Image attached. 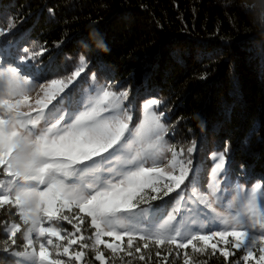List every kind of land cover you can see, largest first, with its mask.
Wrapping results in <instances>:
<instances>
[{
	"label": "snow or ice",
	"instance_id": "snow-or-ice-1",
	"mask_svg": "<svg viewBox=\"0 0 264 264\" xmlns=\"http://www.w3.org/2000/svg\"><path fill=\"white\" fill-rule=\"evenodd\" d=\"M22 52L28 49L10 46L7 41L0 44V169L9 178L6 183L0 182V208L14 207L19 220L10 227L6 225V235L11 239L3 241L0 252L19 258L16 264H87L84 250H90L99 264H110L105 251L110 250L114 258L119 246L105 237H127L126 255L140 261H145L141 247L150 255V245L156 246L157 257L161 256L160 246H165L168 255L173 248L184 250L189 246L194 253H204L209 241L215 239L212 255L218 251L217 244L224 243L219 254L225 261L235 256L236 250H242V256L233 264H264V195L257 202L260 183L250 190L236 183L235 200L228 202L229 210L233 202L236 204L235 212L229 211L231 222L217 212L216 205L229 191L227 186L220 188L217 175L223 172L224 179L230 181L232 174L230 165L225 169V152L213 155L219 162L212 169L209 191L200 192L197 185L203 174L186 166L192 160L185 163L180 158L183 148L176 150L165 140L168 128L161 122L163 113L150 112L153 119L146 127L147 147L129 151L142 132L129 128L131 109L124 106L127 91L110 92L106 86H96L94 77L88 89L83 88V81L73 84L81 77L82 66L68 78V83L59 79H52L50 85L35 83L46 80L48 73L28 62ZM68 84L73 86L68 88ZM33 92L38 97L34 103L29 99ZM158 104L157 99H148L144 107L151 110ZM24 131L35 136V144L31 159L24 165L22 180L17 149ZM143 143L145 140H141ZM196 147L193 141L187 152L193 153ZM168 153L171 159L165 165ZM240 170L244 173V165ZM185 180L189 183L181 188ZM189 186L191 191L185 196ZM177 189V196L172 197ZM209 196L214 199L210 201ZM173 199L176 203L169 212ZM157 200L163 203L153 206ZM201 203L205 209L199 207ZM142 204L149 207H140ZM85 220L93 231L87 240L81 233ZM144 221L150 228L140 227ZM62 222L74 231L61 236ZM18 233L26 241L22 251L13 249ZM51 237L66 243L54 244ZM137 239L142 243L133 247ZM76 244L81 250L70 251ZM165 260L167 255L161 264ZM183 264H195L187 252L183 253Z\"/></svg>",
	"mask_w": 264,
	"mask_h": 264
},
{
	"label": "trees",
	"instance_id": "trees-1",
	"mask_svg": "<svg viewBox=\"0 0 264 264\" xmlns=\"http://www.w3.org/2000/svg\"><path fill=\"white\" fill-rule=\"evenodd\" d=\"M250 14L240 0H0V44L28 49L22 55L48 73L46 80L35 82L68 83L82 66L73 84L83 81L88 89L94 77L115 92L127 91L137 115L147 98L157 99L174 148H183L180 158L192 160L186 166L203 174L201 184L219 162L213 155L221 152L231 175L253 181L264 179V29L252 24ZM193 141L196 150L188 153ZM4 176L0 169V182ZM190 191L191 186L185 196ZM13 222H19L17 210L0 208V245L11 239L6 225ZM89 226L85 220L81 231L91 235ZM62 228L74 231L67 222ZM23 244L18 233L13 249ZM150 249V255L141 250L145 261L127 258L132 264H161L167 255L163 264H183L187 252L195 264H233L242 256L236 252L225 261L219 248L211 254V246L204 253L192 252L191 246L173 248L171 255L160 246V257L156 246ZM106 257L111 264V256ZM16 260L0 252V264ZM84 261L99 264L89 251Z\"/></svg>",
	"mask_w": 264,
	"mask_h": 264
},
{
	"label": "rangeland",
	"instance_id": "rangeland-1",
	"mask_svg": "<svg viewBox=\"0 0 264 264\" xmlns=\"http://www.w3.org/2000/svg\"><path fill=\"white\" fill-rule=\"evenodd\" d=\"M0 62H3V58L2 57H0ZM35 83H38V82H35ZM50 83L51 82H48L46 85H50ZM91 84H93V81L90 83V85ZM101 85L106 86V90H108L110 92H115V91L112 90L111 86H107V85L100 84V83L96 82V86H101ZM37 98L38 97H37L36 93L33 92L29 99H30V102L34 103ZM148 99H150V98H147L146 100H148ZM127 100L124 102V106L125 107H129L131 109L130 114L132 115V120H131V122H129V128L130 129H133V128L141 129V132H142V135L136 136V138L133 140V142H132V144H131V146H130V148L128 150L129 151H138V150L141 149V147H145V148L147 147V143H146V136H147L146 127H147V124L153 119V117L150 114V112H155L157 115H160L161 112H159V110H158V108L156 106H154L151 110L146 109L144 107V105L147 102H144L142 107L140 108L141 114L137 115L135 113L136 109L134 108V105L133 104H128ZM161 122L168 128V133L165 136V140L168 142V144H170V145H172L174 147V145L172 143V139L169 136L170 128L168 127L167 122H165L163 120V116L161 117ZM41 126L43 127V123H41ZM125 135H127V133H125ZM141 140H145V143H143V145L141 144ZM170 159H171V154L168 153L165 156V165L167 164V161H169ZM165 165H160V167H165ZM173 174L177 175V173H173ZM242 175L243 174L231 175L230 181L224 179L223 172H220L217 175V178L220 180V188L222 190L226 186L229 188L228 192L223 193V201H222V203L216 205L217 212L220 213L221 217L227 219L229 222H231V216L229 214V211L234 213L235 210H236V204H235V202H233L232 208L229 210L228 202L235 200V185H236L237 182L243 183L246 190H250L251 187H253L255 183H257V182L260 183L261 188H260V191L257 194V202H259V200L261 199L262 195H264V179H254L253 181H248V180L243 179ZM8 179L9 178L5 175L1 182H5L6 183ZM211 182H212V171H211V176L208 178L207 182H205V183H203L201 185H197L198 190L200 192H203V193L207 194L208 191H209L208 185ZM145 191H147V189H145ZM213 199H214V197L209 196V200L210 201L213 200ZM140 207L148 208L149 206L146 204L145 206L140 205ZM199 207L201 209H205L206 205L201 203L199 205ZM171 209L169 210V212H171ZM181 210L183 211V209H181ZM206 210L207 211H211V209H206ZM147 215H148V219L149 220L152 219L151 209H149V212H148ZM205 223H207V221H205ZM45 226H48V225L46 224ZM140 227L141 228H150V224L147 221H144L143 223L140 224ZM62 229L63 230L61 231V236L66 235L67 233L73 232V230H70V229H65V228H62ZM90 229H91V227H90ZM91 232H92L91 235H93L92 229H91ZM81 233H83V236H84V238L86 240H87V238L89 236H91L90 234H85L82 231H81ZM201 234H206V233L202 232ZM51 239L53 240L54 244L66 243V241H62L58 237H51ZM231 239H232V237H228V240H231ZM105 240L107 242H109V243H112L114 246H119L116 256L114 258L113 257H108V258L111 259V264H126V262L128 260H131V258H127L129 256H127L126 252H125V249H126V246H127V237H124L121 240H116L114 237H105ZM88 242L91 243V241H88ZM215 242H216L215 239L210 240L208 246H211V244L215 243ZM141 243L142 242H140L138 239L137 240H133V247H136L137 245H139ZM24 244H26L25 240H24ZM24 244H23V246H24ZM224 246H225L224 243L217 244V248H219V249L224 247ZM48 247H49V251H51L52 250L51 246H48ZM101 248L103 250V246H101ZM142 249L143 248L141 247V250ZM22 250H23V247L21 249H18L17 251H22ZM73 250L80 251L81 249L79 248L78 244H76V245H72V248L70 249V251H73ZM84 251H89L93 255V259L95 260L94 253L92 251H90V250H84ZM123 252H125V253H123ZM236 252H238L239 254H242L241 253L242 250H236ZM106 255L107 256L110 255V250H106L105 251V256ZM17 259H19V258H17ZM65 259H67V258H65ZM106 259H107V257H106ZM131 261H133V260H131ZM81 264H83V262H81Z\"/></svg>",
	"mask_w": 264,
	"mask_h": 264
},
{
	"label": "clouds",
	"instance_id": "clouds-1",
	"mask_svg": "<svg viewBox=\"0 0 264 264\" xmlns=\"http://www.w3.org/2000/svg\"><path fill=\"white\" fill-rule=\"evenodd\" d=\"M244 9L250 10V20L253 25L264 29V0H240ZM23 139L18 145L17 154L21 161V179H24V165L31 159L35 144V136L27 131L22 132Z\"/></svg>",
	"mask_w": 264,
	"mask_h": 264
}]
</instances>
